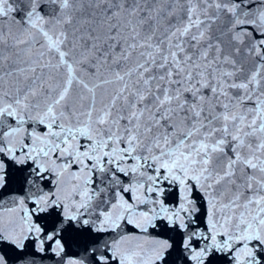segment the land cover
I'll list each match as a JSON object with an SVG mask.
<instances>
[{"label":"snow or ice","instance_id":"1","mask_svg":"<svg viewBox=\"0 0 264 264\" xmlns=\"http://www.w3.org/2000/svg\"><path fill=\"white\" fill-rule=\"evenodd\" d=\"M0 264H264V0H0Z\"/></svg>","mask_w":264,"mask_h":264}]
</instances>
